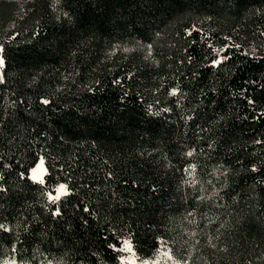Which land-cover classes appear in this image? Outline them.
I'll list each match as a JSON object with an SVG mask.
<instances>
[{
	"label": "trees",
	"instance_id": "1",
	"mask_svg": "<svg viewBox=\"0 0 264 264\" xmlns=\"http://www.w3.org/2000/svg\"><path fill=\"white\" fill-rule=\"evenodd\" d=\"M0 49V264H264V0H0Z\"/></svg>",
	"mask_w": 264,
	"mask_h": 264
},
{
	"label": "rangeland",
	"instance_id": "2",
	"mask_svg": "<svg viewBox=\"0 0 264 264\" xmlns=\"http://www.w3.org/2000/svg\"><path fill=\"white\" fill-rule=\"evenodd\" d=\"M14 1H19V0H14ZM140 48H145V47L140 46ZM41 161H43L42 157H40L39 160L36 162V164L29 170L28 172L29 177H31L32 175V170L35 169L36 175L38 177L42 176L43 178V175L45 173V166H44V161H43V164L41 165ZM57 194L58 193L55 190V196ZM125 241L127 240H123L121 249L125 248ZM121 254H122V261L125 264H177L171 260L170 255L168 254L164 246H161L160 250L158 251L156 257L153 260L140 261L136 259L132 251V248H131V251H121ZM3 264H12V262H5Z\"/></svg>",
	"mask_w": 264,
	"mask_h": 264
},
{
	"label": "snow or ice",
	"instance_id": "3",
	"mask_svg": "<svg viewBox=\"0 0 264 264\" xmlns=\"http://www.w3.org/2000/svg\"><path fill=\"white\" fill-rule=\"evenodd\" d=\"M57 2H59V0H57ZM0 51H3V49H0ZM4 59L2 57H0V68H2L4 66ZM221 63L220 60L215 61V64H219ZM0 82H2V80H0ZM173 94H175V91L173 92ZM43 103L47 104L48 101L45 100L43 101ZM43 164V161H41V165ZM255 171V169H253ZM34 182L37 183H44V180L42 178V176L38 177L36 175V170L33 169L32 170V175L30 177ZM4 189H0V191H3ZM57 191V195L56 196H52L51 194H49V200L53 203H56L57 201H59L61 199V196H67L69 195V191H68V186L66 184H60L58 186V188L56 189ZM87 211V209H85ZM55 215H59L60 214V210L59 207H57V209L54 212ZM0 227H3L2 225H0ZM7 230V229H5ZM121 251H131V245L129 242L125 241V248L121 249ZM12 264H15V261L12 262Z\"/></svg>",
	"mask_w": 264,
	"mask_h": 264
}]
</instances>
